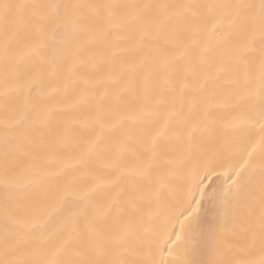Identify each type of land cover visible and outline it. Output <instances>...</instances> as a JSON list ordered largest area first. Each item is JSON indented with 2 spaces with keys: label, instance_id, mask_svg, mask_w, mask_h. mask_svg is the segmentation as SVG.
<instances>
[{
  "label": "bare ground",
  "instance_id": "1",
  "mask_svg": "<svg viewBox=\"0 0 264 264\" xmlns=\"http://www.w3.org/2000/svg\"><path fill=\"white\" fill-rule=\"evenodd\" d=\"M0 264H264V0H0Z\"/></svg>",
  "mask_w": 264,
  "mask_h": 264
}]
</instances>
